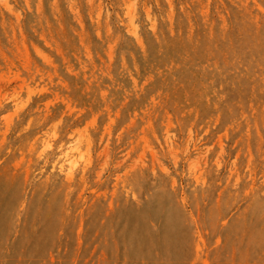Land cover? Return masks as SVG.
Listing matches in <instances>:
<instances>
[{"label": "rangeland", "instance_id": "1", "mask_svg": "<svg viewBox=\"0 0 264 264\" xmlns=\"http://www.w3.org/2000/svg\"><path fill=\"white\" fill-rule=\"evenodd\" d=\"M146 2L157 21L155 32L149 30L140 8L136 23L140 26L141 47L118 26L113 16V35L118 34L119 40L114 49L112 79L104 77L99 87L95 82L89 85L85 79L86 75L90 78V69L89 73L79 72L77 57L81 60L84 57L80 40L73 35L72 28L76 26L70 16L65 15V31L58 40L59 47L48 48L40 39V28L33 31L35 17L22 13L16 37L17 40L23 38L27 49L24 65L17 62V68L24 81L32 80L37 70L45 78L41 80L40 75H36L28 85L33 89L30 98L27 91L19 100L4 98L0 93V132H7L0 158L9 147L16 150L8 155L0 174V264H193L199 251L198 235L209 248L218 237L223 241V247L209 254L214 264H228L231 259L236 264H264V206L258 204L240 220L233 217L222 230L210 228L205 207V201L212 204L218 198L231 203L232 190L225 189V185L238 181L241 191L246 187L243 178L248 160L247 149L241 141L243 127L236 131L232 126L242 113L251 115L253 109L259 113L264 108V91L252 78L259 71L258 65L264 64V16L258 24H252L251 18L260 13L251 3L245 7L244 0ZM23 6V0H19L16 8L19 10ZM13 19L5 13L0 22V46L4 48L10 47L8 37L12 35L5 25ZM84 22L85 43L96 67L101 68L102 61L107 60L106 42L97 39L96 26L86 17ZM44 57L51 63H46ZM122 58L138 83L161 69L184 63V70L177 74V79L184 83L185 89L171 94L162 106L151 112V126L145 135L146 141L157 151L165 146L163 157L169 155L170 134L174 147L186 149L174 166L165 160L170 169L174 167L172 176L176 187L173 189L167 176L160 172L153 176L148 168L136 178L132 193L114 195L112 181L106 179L95 193L85 191L82 195L79 174L73 185L75 190L69 193L60 168L75 169L79 164L68 147L73 143L69 136L105 107L99 90H110L108 99L114 116L119 110L111 129L115 161L145 126L144 121L137 118L134 126L127 128L133 117L143 115L157 92L172 89L171 78L156 77L141 93L126 96L132 81L121 71ZM9 69V63L0 59V77L8 75ZM196 69L199 70L198 92L193 93L188 91L191 88L188 74ZM16 70L11 69L12 72ZM53 72L55 75L49 85L47 74ZM73 72L78 74L73 75ZM58 81L67 87H61ZM45 86L47 91L37 90ZM6 91L10 93L11 88ZM25 100L26 106L21 107ZM69 106L79 110L80 115L75 112L67 115ZM190 106L195 111L182 115ZM108 116L109 113L104 112L89 130L91 167L85 175L86 183L93 187H96L93 182L103 162L97 153L109 142L104 134ZM61 117L58 138L47 153V166L43 160L39 163L34 160L30 168L31 183L25 185L23 170L12 175L11 166L19 158V150H26L37 137L43 139L44 133ZM29 121L32 124L28 132L23 131ZM121 129L125 131L117 143ZM193 140L199 143L194 146ZM250 143L255 155V132ZM40 147L43 145L38 141V150ZM233 161L237 174L232 171ZM198 171L204 174L208 185L203 192L197 189L195 193L201 210L199 233L181 200L182 195L187 198L188 207L195 216L196 200L192 189L199 177L193 173ZM37 174H40L38 179ZM228 215L230 213L225 210V216ZM205 230H208L207 235H203Z\"/></svg>", "mask_w": 264, "mask_h": 264}, {"label": "clouds", "instance_id": "2", "mask_svg": "<svg viewBox=\"0 0 264 264\" xmlns=\"http://www.w3.org/2000/svg\"><path fill=\"white\" fill-rule=\"evenodd\" d=\"M19 0H0V22L3 21L5 13H9L11 17L15 19L9 20L5 25L11 32L12 35L8 37V44L10 47L4 48L0 46V59L9 63L10 69L9 74L0 77V93L3 94L4 98H11L13 100H19L21 94L27 91L29 98L33 93V89L29 88V84L35 80L36 75H40L41 80L45 78L44 74H41L39 70L32 76V80L24 81L20 76V69L17 68V62L24 65L26 58L27 45L25 44L23 38L17 40L16 30L20 27V23L23 19L22 13H31L35 17V26L40 28V39L44 41L48 48H58V40L62 37L65 31L64 18L65 15L71 17L76 27L72 28L73 35L78 37L80 40V48L82 49L83 59L81 60L79 56L80 68L79 72L89 73L85 76L88 80L89 85L94 82L99 87V83L104 77L112 79L111 67L115 59L114 49L116 43L119 40V35H113L112 30V18L115 17L118 26L123 28L127 35L135 40L138 44L143 47L141 43L140 36V26L136 23L137 13L140 8L143 9L145 20L149 30L155 32L157 28V21L152 15L151 7L147 5L146 0H23V7L17 10L16 5ZM251 3L255 9L258 10L260 16L252 17L251 23L258 24L260 17L264 16V0H244V6ZM47 8V11H46ZM171 15V8H170ZM85 17L88 21L96 26L95 35L97 39H102L106 42L105 56L106 61H102V67L97 68L92 57V52L90 51L88 45L85 43L86 32H85ZM226 27V24L224 25ZM11 54V59L9 58ZM46 63H51L48 57H44ZM243 67V65H240ZM259 71L255 73L252 77L258 82V86L261 91H264V64L258 65ZM11 69H17L12 72ZM184 70V63H177L169 66L166 69H161L157 73L147 76L143 83H138L136 77L133 76L131 70H129L127 63L121 59V71L127 73L128 77L132 81V88L130 92L126 93L130 95L131 93L139 94L143 89L151 83L156 77L167 80L171 78L173 84L170 91H160L154 95L149 103V106L144 110L143 115L139 117H133L127 128L133 127L135 120L137 118L144 121V128L141 129L138 138L134 141L130 140L126 150H122L119 159L113 160L112 149H111V129L115 123V119L118 116L119 110H117L114 116L110 112L111 101L109 97V89L99 90V97L104 103L105 107L101 112L94 113L88 123L81 129L73 131L69 139L72 140V144L68 147L73 151L75 158L79 161V164L75 169H65L63 166L60 168V173L64 177L65 185L67 186L68 192L71 193L75 189L73 185L77 183V174H79V184L81 185V194L85 191L96 192L97 187L103 184L106 179H111L113 194L119 192L132 193L135 187V180L139 175H142L145 169L151 168L153 176L160 172L161 174L167 176L172 181L173 189L176 187L175 177L172 176V171L174 167L170 169L169 164L165 163L167 159L172 166H174L179 160L182 152L186 149H179L174 147L172 144V135L168 138V151L169 155L163 157L161 154L164 153L165 146L162 145L157 151L152 148L145 139L146 130L150 129L151 120L149 119L151 112L159 106L165 103L171 94L185 89L184 83L177 79V74ZM198 69L193 70L189 73V80L191 83V88L188 89L190 92H198ZM247 71V69H245ZM78 73L73 72V75ZM55 73L47 74V79L49 85ZM61 87H67L62 81L57 82ZM14 85V86H13ZM11 88L9 93L6 89ZM39 91H47L48 87L37 89ZM53 103V102H50ZM27 100L21 105V107L26 106ZM195 111L194 107H188L182 115H188ZM76 113L77 116L80 115V111L74 107L69 106L66 114L71 115ZM104 112H108V122L104 128V134L109 137V142L104 143L103 147L97 153L98 158H102V164L96 173V179L93 182L96 187L86 183L87 177L85 173L91 167V153H92V141L89 136V130L94 127L96 119ZM7 119V118H5ZM63 117L60 121H56L50 129L44 133L43 139L37 137L36 140L32 141L26 148V150H19L20 156L15 159L14 164L11 166L12 175H16L18 171L23 170L24 183L28 185L31 183L30 176L32 175L30 168L32 163L39 162L43 160L45 165H47V153L51 150L53 144L58 138V128L61 125ZM32 124L29 121V125L23 129L27 131V128ZM175 127V125H171ZM236 131H239L243 127V133L241 135V141L244 143L247 151L245 155L248 160V164L245 168L246 177L243 178L246 187L241 191L239 188V182H233L230 185H225V189L231 188L232 193L230 194L231 203H224L219 198L212 204H208L205 201V207L207 208V218L209 221V226L213 230H222L229 225V221L233 217L237 220L243 218L248 212L254 210L258 204L264 206V108H261L260 112L257 113L253 109L251 115L242 113L240 118L234 122L232 126ZM125 129H121V133L117 134V143H119L121 134ZM188 132L192 135V129L189 127ZM255 132L257 138L255 155L253 154L251 147V137L252 133ZM7 132H0V153L4 152V146L6 144ZM19 135V134H18ZM39 141L43 147L37 148V142ZM159 144V141H157ZM199 143L198 140H193L192 144L196 146ZM73 145H76L74 148ZM14 151L11 147L8 148L7 153L0 158V174H2L5 166V161L8 155H11ZM259 157V160H257ZM59 163V159L57 160ZM55 171V166H53ZM232 171L236 173V162L233 161ZM40 174H37L36 178H39ZM194 176H198L196 179V184L193 187V199L196 200L195 212L196 215H192V210L188 207V201L186 197H181L182 203L185 206V210L188 211L190 218L196 223L197 232H200L199 220L201 217L200 201L196 198L195 193L197 189L203 192L207 187V181L204 174L200 171L193 173ZM223 191V189H222ZM225 210H227L230 215L225 216ZM239 213V215H237ZM208 230L203 232V235H207ZM197 244L199 251L197 253L196 259L193 264H214L213 260L209 259V254L213 249H219L223 247V241L218 237L216 242L212 245V248L207 247L201 236L197 237ZM228 264H236L234 259H231Z\"/></svg>", "mask_w": 264, "mask_h": 264}, {"label": "bare ground", "instance_id": "3", "mask_svg": "<svg viewBox=\"0 0 264 264\" xmlns=\"http://www.w3.org/2000/svg\"><path fill=\"white\" fill-rule=\"evenodd\" d=\"M18 118H19V117H18ZM18 118H17V119H18ZM15 121H16V120H15ZM21 123H22V122H21ZM21 123H20V124H21ZM27 132H28V131H27ZM15 134H16V133H15ZM18 134H19V133H18ZM19 135H21V133H20ZM61 153H62V152H61ZM64 154H65V152H64ZM66 154H67V152H66ZM69 154H70V153H69ZM69 154H68V156H69ZM57 156H58V155H57ZM74 156H75V155H74ZM64 157H65V156H64ZM68 158H69V157H68ZM68 158H67V159H68ZM70 158H71V157H70ZM71 160H72V159H71ZM71 160H70V161H71ZM61 161H62V160H61ZM65 161H66V160H65ZM70 161H68V162H70ZM72 161H74V163H75V160H72ZM77 161H78V160H77ZM59 162H60V161H59ZM38 163H39V162H38ZM69 164L71 165V163H69ZM75 164H76V163H75ZM77 164H78V163H77ZM40 165H41V164H40ZM57 165H58V164H57ZM37 166H38V165H37ZM42 166H43V165H42ZM46 166H47V165H46ZM73 166H75V165H73ZM35 167H36V166H35ZM49 167H51V166H49ZM71 167H72V166H71ZM32 169H33V168H32ZM69 169H70V168H69ZM41 170H42V169H41ZM46 170H47V169H46ZM57 170H58V169H57ZM30 171H31V170H30ZM32 171H33V170H32ZM57 173H58V171H57ZM33 174H34V173H33ZM47 174H48V173H47ZM47 174H46V175H47ZM53 174H54V173H53ZM59 174H60V173H59ZM48 175H49V174H48ZM77 175H78V174H77ZM51 176H52V175H51ZM49 177H50V176H49ZM45 179H46V176H45ZM51 179H52V178H51ZM53 179H54V178H53ZM61 179H62V178H61ZM61 179H60V180H61ZM47 180H49V179H47ZM63 180H64V179H63ZM53 181H54V180H53ZM46 182H47V181H46ZM51 182H52V181H51ZM61 182H62V180H61ZM44 183H45V182H44Z\"/></svg>", "mask_w": 264, "mask_h": 264}]
</instances>
